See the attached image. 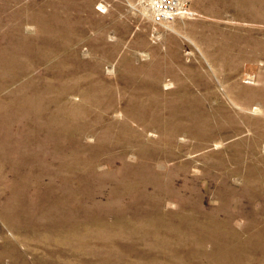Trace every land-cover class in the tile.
Wrapping results in <instances>:
<instances>
[{
	"label": "rangeland",
	"instance_id": "1",
	"mask_svg": "<svg viewBox=\"0 0 264 264\" xmlns=\"http://www.w3.org/2000/svg\"><path fill=\"white\" fill-rule=\"evenodd\" d=\"M0 0V264H264V0Z\"/></svg>",
	"mask_w": 264,
	"mask_h": 264
},
{
	"label": "built area",
	"instance_id": "2",
	"mask_svg": "<svg viewBox=\"0 0 264 264\" xmlns=\"http://www.w3.org/2000/svg\"><path fill=\"white\" fill-rule=\"evenodd\" d=\"M188 0H152L150 18L155 23L171 20L174 16L187 13Z\"/></svg>",
	"mask_w": 264,
	"mask_h": 264
}]
</instances>
